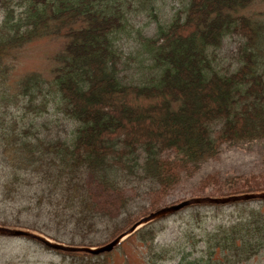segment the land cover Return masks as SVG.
Returning a JSON list of instances; mask_svg holds the SVG:
<instances>
[{
  "label": "trees",
  "instance_id": "obj_1",
  "mask_svg": "<svg viewBox=\"0 0 264 264\" xmlns=\"http://www.w3.org/2000/svg\"><path fill=\"white\" fill-rule=\"evenodd\" d=\"M163 1L0 0L1 227L99 247L160 207L134 209L126 192L166 194L178 170L224 145L264 143V21L246 14L261 0H173L158 20ZM141 12L155 21L150 36L134 23ZM47 38L66 41L49 76L11 79L9 58ZM220 183L219 197L264 192L255 175ZM211 207L178 212L167 242L159 221L117 251L136 246L139 264H264V200ZM56 253L63 264L112 263Z\"/></svg>",
  "mask_w": 264,
  "mask_h": 264
},
{
  "label": "rangeland",
  "instance_id": "obj_2",
  "mask_svg": "<svg viewBox=\"0 0 264 264\" xmlns=\"http://www.w3.org/2000/svg\"><path fill=\"white\" fill-rule=\"evenodd\" d=\"M173 6V0L161 2L158 7L159 11H156L157 19L167 18ZM246 14L253 17L254 20L261 19L264 21V0L254 3L246 10ZM148 22L155 21L152 17H146V13L143 12L139 13L134 20V23L137 24L136 26H142L143 32L150 36L154 33L155 25ZM65 43L66 41L62 38H47L25 46L19 53H16L15 56L9 58L7 61L10 67L9 77L19 80L30 73H39L48 77L49 70L52 68L53 57L62 49ZM223 54H226V48ZM263 144V142H252L239 143L233 146L224 145L215 159L204 163L198 169L186 167L183 170H178V181L168 193L163 194L161 191L154 193L150 189L145 188L130 190L126 192V197H131L134 209L140 206H148L152 200H159V209H162L195 198H220L216 196L218 195L216 192L218 191L219 184H222L220 181L232 177L255 175L260 177L261 181H264V166L262 164ZM163 157L171 159L172 155L166 153ZM207 176H213L215 179V182L210 181L207 183L210 185L209 187H207L206 183L203 186V180ZM91 189L95 192V187L92 186ZM225 206L223 208H225L226 212L232 211L231 208H228L229 205ZM209 208H212L211 205H203L202 211L207 212ZM176 214L178 213L156 221H160L157 225L160 230L159 242H167L173 239L175 235H178L181 222ZM207 215L210 217L216 216L215 213H207ZM227 215V213L218 214L217 220H227ZM95 240L102 243L106 239L104 234H98ZM118 247L110 253L112 257L111 264H139L133 252L136 246H125V254L118 252ZM69 261L68 258L65 259L61 255H58V253L50 251L36 242L32 243L29 240L0 236V264H63L69 263Z\"/></svg>",
  "mask_w": 264,
  "mask_h": 264
},
{
  "label": "water",
  "instance_id": "obj_3",
  "mask_svg": "<svg viewBox=\"0 0 264 264\" xmlns=\"http://www.w3.org/2000/svg\"><path fill=\"white\" fill-rule=\"evenodd\" d=\"M258 200H264V192L234 195V196H227L220 198L204 197V198H195V199L186 200L179 204L162 208L150 213L148 216L140 219L129 229H127L125 232H123L121 235H119L117 238L113 239L109 243L103 246L93 247V248L68 246L55 242L47 238L46 236L36 232H32L24 229L1 227V226H0V236L6 238L25 239V240L33 241L40 244L44 248L55 252H61L65 254H82L88 256H99L112 252L121 243H123L126 239L131 237L141 228L155 221L163 219L167 216H171L175 213H178L186 208L193 206H203V205L225 206L235 203L258 201Z\"/></svg>",
  "mask_w": 264,
  "mask_h": 264
}]
</instances>
